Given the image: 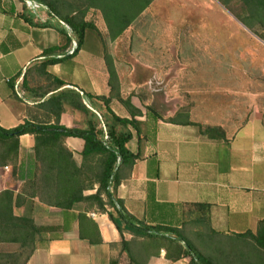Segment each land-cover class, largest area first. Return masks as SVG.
<instances>
[{
    "label": "crops",
    "instance_id": "0c3cea01",
    "mask_svg": "<svg viewBox=\"0 0 264 264\" xmlns=\"http://www.w3.org/2000/svg\"><path fill=\"white\" fill-rule=\"evenodd\" d=\"M71 6L100 10L108 28L103 0H75ZM58 22L48 6L33 11L25 0H0L1 128L9 130L27 120L43 119L40 105L44 100L39 94L40 86H49L45 73L67 83L59 91L77 89L110 96L104 45L88 30L75 57L42 70L43 62L62 57L60 53L51 55L49 50L67 43ZM136 85L131 83L133 88ZM168 86L160 102L167 107L173 100L169 92L172 84ZM128 87L121 82L124 99ZM35 89L38 91L31 92ZM176 89H187L190 101L185 98V103H176L174 110L167 109L164 114L147 115L152 101L143 105L138 97L131 98L134 107L143 113L136 118L142 123V140L133 131L134 139L128 147L141 157L131 171L121 170L116 194L140 223L176 229L180 238L177 232L155 236L129 230L120 233L95 198L98 180L87 178L92 171L98 173V159L84 161L85 142L79 138L68 137L63 145L54 147L58 156L64 157L67 172L80 170L79 179L64 183V192H58L56 180L51 181L50 198L40 192L39 197L33 196L32 189L29 195V182L38 176L40 163L35 154V137L24 135L19 139L16 173L12 165L0 166V193L10 190L25 200V204L14 208V215L33 219L41 234L42 240L27 264H200L185 253L183 239L210 264H264V249L248 234L256 235L264 221V104L253 99V105H249L246 99L234 98L231 93L218 98L209 91L210 87L193 82L184 87L177 85ZM200 89L208 91L200 93ZM49 97L51 93L45 99ZM111 108L118 116L131 119L118 100L112 101ZM61 125L84 127V116L67 107ZM56 163L60 165L52 161ZM72 191L80 192L82 199L71 209L43 202H70ZM100 199L107 202L104 194ZM200 205L208 208H198ZM6 248L18 246L9 244Z\"/></svg>",
    "mask_w": 264,
    "mask_h": 264
},
{
    "label": "trees",
    "instance_id": "16d2710c",
    "mask_svg": "<svg viewBox=\"0 0 264 264\" xmlns=\"http://www.w3.org/2000/svg\"><path fill=\"white\" fill-rule=\"evenodd\" d=\"M48 6L51 15L58 19V24H67L73 31L76 38L70 37L69 33L62 27H58L60 32L67 38V43L62 47H52L51 55L60 53V59H51L42 63V70L62 62L65 58L75 57L82 48L86 32L89 28H95L94 25L85 22L84 19L64 16L60 8L53 0H37ZM153 0H103L105 9L103 13L107 21L108 29L112 40L119 38L131 25L139 18L141 13L149 7ZM245 4L255 3L264 4V0H244ZM73 39L77 42L76 51L69 55V48L73 44ZM48 52V51H47ZM109 72V85L111 87L110 96H95L89 93L81 92L77 89L59 91L67 86V83L53 75H48L49 86H42L40 98L44 100L41 107L44 110L43 119L39 121L27 120L24 124L13 129H3L0 127V166L12 165L16 173L19 162V139L24 135L35 137L36 159L40 163L38 176L29 182V195L31 189L33 196H38L39 192L51 197V181H57L60 185L58 192H64L62 185L67 181L79 179L80 170L69 173L64 168V157L54 151L55 145H63V141L68 137L82 139L85 142L83 159H94L97 157L98 173L92 171L87 174V178L92 176L99 183V189L95 198L99 201L100 207L107 212L110 220L114 223L120 233L129 230L137 235L153 236L158 233H176V229L167 227H148L140 223L131 216L123 206L122 200L117 198V189L120 185V172L123 168L131 171L137 160L140 159V153H132L129 149V143L134 139V132L137 138L141 139V125L137 117H142L143 113L134 107L131 98L124 99L118 86V75L112 63L107 64ZM24 87L28 88L26 80ZM14 88V87H13ZM38 91V90H37ZM36 89L31 92H37ZM51 97L45 99L48 94ZM118 100L129 112L131 119L118 116L111 108L113 100ZM88 103L89 106L86 105ZM71 108L80 112L84 116L85 126L81 128H66L61 125V116L66 108ZM158 114L153 107L147 108V115ZM161 118V117H157ZM208 129L207 132H210ZM71 158V155H70ZM57 160L59 164H52ZM72 161V158H71ZM67 163V161H65ZM74 162L72 161L71 164ZM100 168V169H99ZM71 187V186H70ZM82 192V190H81ZM80 194V192H78ZM72 191V200L70 202L44 200V204L51 206H60L63 209H71L82 198ZM104 194L107 202H103L100 196ZM39 197V196H38ZM25 204L20 196L15 197V193L10 190L0 193V244H16L18 250L15 253L0 254V258L11 260L9 264H17L21 257H24L22 264H27L32 254L35 252L37 243L42 240L41 234L33 219L28 217H17L14 215V208ZM108 206L111 211H107ZM198 208L207 209L205 205ZM124 226V228H123ZM253 240L264 249V221L259 225L256 235L248 233ZM247 234V235H248ZM186 243L185 253L197 258L200 264H210L193 248V246L183 239Z\"/></svg>",
    "mask_w": 264,
    "mask_h": 264
},
{
    "label": "rangeland",
    "instance_id": "374dc122",
    "mask_svg": "<svg viewBox=\"0 0 264 264\" xmlns=\"http://www.w3.org/2000/svg\"><path fill=\"white\" fill-rule=\"evenodd\" d=\"M53 1L64 16L78 15L94 25L88 32L100 38L106 63L111 62L121 73L117 74L120 92L121 82L126 83L127 98L136 96L143 105L152 101L151 107L157 113L174 110L176 103H185V98L189 102L190 92L176 88L192 82L210 87L218 98L231 93L234 98L246 99L249 105H253V99L264 104V4H245L244 0H153L127 31L112 40L100 10L74 9L71 5L75 0ZM61 25L76 38L67 24ZM132 82L136 87L131 86ZM169 83L173 100L167 107L160 102ZM176 236L180 238L178 231ZM8 245L0 244V254L17 252L18 248L8 249ZM9 263L11 260L0 258V264Z\"/></svg>",
    "mask_w": 264,
    "mask_h": 264
},
{
    "label": "built area",
    "instance_id": "2783aa9c",
    "mask_svg": "<svg viewBox=\"0 0 264 264\" xmlns=\"http://www.w3.org/2000/svg\"><path fill=\"white\" fill-rule=\"evenodd\" d=\"M25 2L27 6L30 7L33 11H36L40 8H47L46 5H44L43 3L37 0H25ZM77 47H78L77 42H73L71 49L68 51V54L69 55L73 54L76 51Z\"/></svg>",
    "mask_w": 264,
    "mask_h": 264
}]
</instances>
